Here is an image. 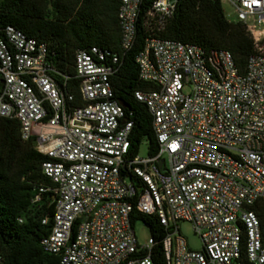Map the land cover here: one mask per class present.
Instances as JSON below:
<instances>
[{
  "label": "built area",
  "instance_id": "obj_1",
  "mask_svg": "<svg viewBox=\"0 0 264 264\" xmlns=\"http://www.w3.org/2000/svg\"><path fill=\"white\" fill-rule=\"evenodd\" d=\"M220 1L253 42L243 71L229 50L158 35L177 0H152L142 14L143 0H120V50L138 19L147 32L135 61L148 87L133 93L158 145L145 156L130 153L133 122L114 97L117 52L78 49L69 74L45 42L0 24V118L46 157L51 185L39 190L53 192L54 211L41 246L59 264H153L156 240L138 244V214L164 229L165 264H264V0ZM179 221L201 249L187 246Z\"/></svg>",
  "mask_w": 264,
  "mask_h": 264
},
{
  "label": "trees",
  "instance_id": "obj_2",
  "mask_svg": "<svg viewBox=\"0 0 264 264\" xmlns=\"http://www.w3.org/2000/svg\"><path fill=\"white\" fill-rule=\"evenodd\" d=\"M151 1L143 0L141 14ZM119 3L120 0H0V24L12 25L45 42L50 61L69 74L73 73L78 49L95 45L106 53L117 52L119 60L114 65L111 84L114 97L127 105L124 111L133 122L130 153L136 154L145 139L147 154L154 155L158 145L151 117L133 94L148 87L139 79L135 61L147 32L138 19L133 45L125 52L120 50ZM158 35L207 50H229L241 71L253 51L245 26L224 16L220 0H177L174 13ZM45 159L34 149L31 139L21 138L16 120L0 118V264H59V255L45 252L41 246L42 238L51 231L54 211L53 192L39 190L51 185L41 172ZM135 218L149 228L150 236L156 240L151 250L152 263L165 264L160 242L164 229L153 215L138 214Z\"/></svg>",
  "mask_w": 264,
  "mask_h": 264
},
{
  "label": "rangeland",
  "instance_id": "obj_3",
  "mask_svg": "<svg viewBox=\"0 0 264 264\" xmlns=\"http://www.w3.org/2000/svg\"><path fill=\"white\" fill-rule=\"evenodd\" d=\"M221 8L224 16L229 20H235V14L233 7L227 1H221ZM137 154L139 156H145L147 154V141L142 139ZM178 227L180 234L184 237L188 247L194 250L201 249V241L199 237L193 232L192 226L189 222L179 221ZM137 242L139 245H144L150 238L149 228L139 219L135 220L132 224Z\"/></svg>",
  "mask_w": 264,
  "mask_h": 264
},
{
  "label": "water",
  "instance_id": "obj_4",
  "mask_svg": "<svg viewBox=\"0 0 264 264\" xmlns=\"http://www.w3.org/2000/svg\"><path fill=\"white\" fill-rule=\"evenodd\" d=\"M119 103L122 107L127 108V105L124 102H122L121 100H119ZM161 163H162V161L159 162V165H161Z\"/></svg>",
  "mask_w": 264,
  "mask_h": 264
}]
</instances>
